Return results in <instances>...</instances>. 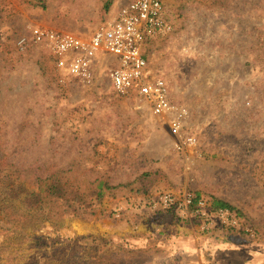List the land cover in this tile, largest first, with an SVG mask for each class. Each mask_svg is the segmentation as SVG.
<instances>
[{"label": "rangeland", "instance_id": "rangeland-1", "mask_svg": "<svg viewBox=\"0 0 264 264\" xmlns=\"http://www.w3.org/2000/svg\"><path fill=\"white\" fill-rule=\"evenodd\" d=\"M126 1L0 0V176L9 174L17 209L0 223V264L95 254L100 264H264V0H163L171 29L145 54L188 109L197 143L181 148L146 103L116 93L104 65L91 87L68 81L30 37L32 26L90 36ZM145 172L156 181L139 193ZM54 174L68 194L44 205L57 225L40 223L39 247L29 235L7 242L9 220L28 207L20 199ZM187 192L212 206L208 228L148 204ZM216 200L240 227L216 216Z\"/></svg>", "mask_w": 264, "mask_h": 264}, {"label": "built area", "instance_id": "built-area-1", "mask_svg": "<svg viewBox=\"0 0 264 264\" xmlns=\"http://www.w3.org/2000/svg\"><path fill=\"white\" fill-rule=\"evenodd\" d=\"M170 29L163 0H127L90 36L32 26L30 37L47 48L55 69L68 81L91 87L104 65V73L118 95L146 103L153 114L167 122L170 133L181 139L177 143L179 148L193 147L197 143L196 133L185 132L188 109L173 102L169 84L150 68L145 54L147 43ZM25 40L22 38L20 44ZM148 204L154 210H173L180 217L195 218L203 228H208L213 217L212 206L190 192L164 193L150 199ZM215 211L224 223L241 226L228 207ZM244 229L253 233L249 227Z\"/></svg>", "mask_w": 264, "mask_h": 264}, {"label": "trees", "instance_id": "trees-1", "mask_svg": "<svg viewBox=\"0 0 264 264\" xmlns=\"http://www.w3.org/2000/svg\"><path fill=\"white\" fill-rule=\"evenodd\" d=\"M156 177L153 176L151 172L142 173L136 180L139 186L136 188L139 193H147L148 190L154 185ZM13 182L9 177V174L0 176V223L7 221L9 217L7 215H13L17 210L13 205ZM37 188L34 190H27L25 196L21 200V204H25L26 207L20 214L18 218H13L9 220V223L16 225V230L11 234L9 239H6L7 242H10L13 238L19 236L29 235L31 237L32 243L35 247H39L41 242L44 241L43 236L37 234L36 232L40 230V223L45 226V223L48 222L52 226L57 225L58 219L49 214V210H45V204L55 203L57 200H66L68 194L65 191V182L60 175L54 174L48 176L44 179H40L37 182ZM97 192V197L100 199L104 196L102 190V184L99 186ZM107 188H114V186H107ZM24 204V205H25ZM62 205H58L59 208H62ZM14 206V207H13ZM23 206V205H22ZM214 208L219 207H231L228 203L216 200L213 202ZM22 209V207H19ZM5 214V215H4ZM13 220L16 222L14 223ZM32 223L29 225L28 223ZM28 224V225H27ZM38 224V225H37ZM37 225V227H36ZM26 231H29V234H25ZM8 238V237H7ZM63 250L61 248L57 249V252ZM49 261V260H47ZM104 261V258H101L97 254L86 260L79 261L80 264H100L99 262ZM58 264H65L67 261L60 260Z\"/></svg>", "mask_w": 264, "mask_h": 264}]
</instances>
